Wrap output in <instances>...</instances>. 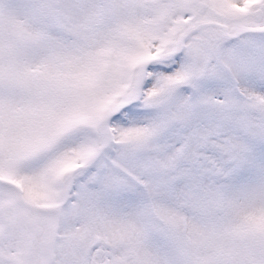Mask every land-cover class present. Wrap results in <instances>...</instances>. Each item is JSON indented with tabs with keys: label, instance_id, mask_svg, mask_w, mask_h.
<instances>
[{
	"label": "snow or ice",
	"instance_id": "obj_1",
	"mask_svg": "<svg viewBox=\"0 0 264 264\" xmlns=\"http://www.w3.org/2000/svg\"><path fill=\"white\" fill-rule=\"evenodd\" d=\"M0 264H264V0H0Z\"/></svg>",
	"mask_w": 264,
	"mask_h": 264
}]
</instances>
